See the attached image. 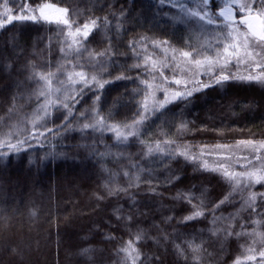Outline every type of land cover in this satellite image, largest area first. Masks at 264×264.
<instances>
[{"label": "trees", "instance_id": "obj_1", "mask_svg": "<svg viewBox=\"0 0 264 264\" xmlns=\"http://www.w3.org/2000/svg\"><path fill=\"white\" fill-rule=\"evenodd\" d=\"M43 2L83 13L74 17L80 24L89 18L107 16L114 25L117 21L112 13L119 18L123 10L119 33L111 27L102 28L94 32L86 44L97 52L111 45L116 55L115 64L109 66L111 74L103 77L108 80L121 74L138 75L127 67L138 62L127 46L130 40L147 36L190 51L189 45L199 48L220 31L216 26L202 28L195 21L175 19L173 9L159 6L155 0H30L32 5ZM10 7L15 9L17 4ZM60 39L56 26L44 23L14 22L0 30V132L10 131L9 126L14 125L18 138L25 139L32 130L30 121L38 102L35 97H28L38 86L27 79L28 66L32 62L43 65L37 69L39 71H56V65L64 63L58 51ZM156 55L160 56L159 51ZM165 75L170 73L165 70ZM199 80L207 83L209 78L201 75ZM140 87L131 80L107 85L99 104L101 115L107 116L111 111L109 123L130 122L138 102L143 99L142 91H134ZM94 99L95 96L88 93L76 106V113L91 108ZM226 108L231 114L225 112ZM65 115L63 110L53 111L44 127L38 129H52L51 133L45 132L40 137L43 147L30 140L32 148L25 145L26 151L0 159V264H124L119 250L133 238L137 229H143L146 236L136 245L142 253L143 264H192L190 259L186 262L179 256L173 245L193 237H198L197 243L202 239L207 252L211 253L202 264H234L238 257L257 255L261 246H255L257 252H246L250 244L246 238L210 237L208 229L213 227L210 215L180 223L192 208L173 197L190 190L200 197L207 190L204 200L208 208L204 210L208 211L231 191L220 175L199 171L182 157L161 161L159 156L146 157L144 153L147 144L164 139L194 146L264 140V87L230 81L223 87L214 85L193 93L187 100H178L146 122L143 135L139 137L144 144L130 141L116 147L111 133L80 132L79 127L90 122L91 117L89 120L70 118L69 126L76 130L67 131ZM181 122H187L191 131L178 137L176 129ZM109 152L123 156L119 159L100 156ZM132 164L151 172V176L144 175L145 183L129 189L128 194L109 196L104 188L109 173H134L136 170L129 167ZM236 167L239 168H235L236 171L241 170ZM169 176L180 179L169 185L164 183ZM149 179L157 186L159 195L149 191ZM127 183L126 178L117 176L116 185L127 186ZM249 191L264 193V185H255ZM241 199L240 195L233 197L214 214L229 217L239 213V217L231 221V230L250 232L253 221L264 224V202L258 200L257 211L253 213L242 210ZM117 208L122 210L118 214L115 213ZM117 215L131 216L132 220L117 219ZM168 216L174 219L163 223ZM227 223L221 221L219 226ZM241 225L249 226L242 228ZM255 230L264 232V226L257 225ZM163 235L169 239H163ZM85 249L89 251L85 253ZM259 261L257 256V261H246V264Z\"/></svg>", "mask_w": 264, "mask_h": 264}, {"label": "snow or ice", "instance_id": "obj_2", "mask_svg": "<svg viewBox=\"0 0 264 264\" xmlns=\"http://www.w3.org/2000/svg\"><path fill=\"white\" fill-rule=\"evenodd\" d=\"M13 3L17 4L15 9L10 7ZM155 3L161 7L173 9L172 15L175 19L192 20L200 24L202 28L206 25L216 26L220 31L213 34L212 41H205L199 48L189 45L190 51L173 48L166 40H152L147 36L130 40L127 46L138 62L127 67L129 70L137 71L138 75L132 77L121 74L113 80H108L103 77L111 74L109 66L115 64L114 56L116 55L112 52L111 45L97 52L86 47V44L88 38L102 28L108 30L111 27L119 33L122 27L121 18L124 16L123 10L119 18L112 13L117 21L114 25L107 16L89 18L80 24L74 17L82 16L83 13L68 7H58L48 2L32 5L30 0H19L18 3L17 0H0V30L14 22L24 21L55 25L58 36L62 37L59 40L61 46L58 51L64 61L56 65V71H39L37 69L43 65L30 62L28 66L30 73L27 79L38 86L28 97L29 99L35 97L38 102L30 121L32 130L25 139L18 138V131L14 125L9 126L10 131L0 132V159L26 151L25 145L27 148H32L30 140H35L37 145L43 147L40 137L44 136L45 132L51 133L52 129H45V131L38 129L44 127V123L52 116L53 111L63 110L66 113L64 127L67 131L76 130L69 126L70 118L89 120L91 117L90 122L83 123L79 127V131L111 133L115 141L114 146L120 147L127 145L130 141L144 144L145 142L139 140V137L143 135L146 122L174 102L187 100L195 92L214 85L223 87L230 81L254 83L264 87V0H155ZM213 8L218 10L213 11ZM157 51L160 56L156 55ZM206 51H211L213 54L206 55L204 54ZM47 66L51 67L50 64ZM232 67H242L244 71L232 72ZM165 70L170 75H165ZM201 75L209 78L207 83L198 79ZM120 80L138 82L141 87L134 91L138 93L142 91L143 99L138 102L137 111L130 122L109 123L112 112L109 111L107 116L101 115L99 104L105 87ZM189 85L195 86L190 88ZM88 93L95 96L93 106L77 114L76 106ZM157 93H160L163 99H159ZM15 107L14 103L13 109ZM9 111L11 112L12 109ZM189 131L191 129L188 123L181 122L176 129V135L179 137ZM236 151H248L249 155L238 157L235 155ZM49 155H55V153H49ZM105 155L115 156L118 159L123 156L122 153H100L102 157ZM144 155L159 156L161 161L182 157L199 171L220 175L231 191L208 211L204 210L208 208L204 200L207 190H204L200 197L191 190L177 193L173 197L177 201L188 203L192 208L191 213L184 216L180 223L187 224L210 215L213 225L208 229L210 237L219 239L235 235L246 238L250 241L245 249L246 252H257L255 246H261L257 255H248L243 259L238 257L234 264L257 261V256L260 258L258 264H264V232L255 230V226H264V224L261 221H253L252 231L234 232L231 230V221L236 220L239 213L229 217L214 214L221 205L230 202L237 195L242 198V210L253 213L257 211V201L264 202V193L249 191L255 185H264V141L257 142L249 139L237 141L234 145L194 146L187 143L180 145L176 140L164 139L147 144ZM237 165L240 171L235 170ZM129 167L136 171L109 173L108 181L104 185L109 196L128 194L129 189L139 188L142 183H145L144 175L151 176V172L138 164H132ZM117 176L126 178L127 186L116 185ZM178 179H180L178 176H169L164 183L170 185ZM147 183L150 185L149 191L153 195H159L157 186L152 185L150 179ZM244 193L247 195L245 196ZM129 199H132L131 195ZM121 211L117 208L115 213L118 214ZM117 219H126L131 222L132 217L117 215ZM173 219V216H168L162 222L168 224ZM221 221L229 223L220 227ZM248 226L241 225L242 228ZM162 238L169 239L167 235H163ZM144 239H146L144 230L137 229L133 238L125 242L119 250L124 257V264H143L142 253L136 245ZM197 239L198 237L184 239L173 245L176 253L186 262L190 259L192 264H202L204 258L211 255L204 247L205 242L201 239L197 243ZM88 251V249L84 250L85 253Z\"/></svg>", "mask_w": 264, "mask_h": 264}, {"label": "rangeland", "instance_id": "obj_3", "mask_svg": "<svg viewBox=\"0 0 264 264\" xmlns=\"http://www.w3.org/2000/svg\"><path fill=\"white\" fill-rule=\"evenodd\" d=\"M231 71L232 72H243L244 71V69L241 67V68H236V67H232L231 68ZM200 77V76H199ZM199 77H198V79H199ZM195 85H189V87L191 88V87H194ZM176 90H182V89H176ZM160 95V93H157V97ZM160 99H163V96H161V98ZM226 113H229V114H231V110L229 109V108H226V111H225ZM262 141H264V140H262ZM258 142H260V141H258ZM236 142H233V143H229V144H227V145H234ZM235 155L236 156H239V157H242V156H248L249 155V152L248 151H236L235 152ZM237 170L239 169L238 167H235ZM240 171V170H239Z\"/></svg>", "mask_w": 264, "mask_h": 264}]
</instances>
